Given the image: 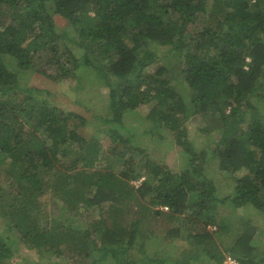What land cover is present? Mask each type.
Segmentation results:
<instances>
[{
	"label": "trees",
	"instance_id": "trees-1",
	"mask_svg": "<svg viewBox=\"0 0 264 264\" xmlns=\"http://www.w3.org/2000/svg\"><path fill=\"white\" fill-rule=\"evenodd\" d=\"M60 21L77 43L65 40ZM161 46L173 58L163 64ZM30 66L64 78L95 69L109 89L110 112L98 118L111 126L113 147L85 136L77 112L20 84L17 70ZM189 107L203 116L205 134L217 133L211 159L234 187L224 198L194 149ZM137 116L141 126L149 122L146 132L174 139L191 168L175 171L147 154L126 123ZM48 193L53 208L43 211ZM247 204L264 214V0H0V264H48L50 255L62 264L199 259L159 254L176 242L206 251L215 264L226 254L263 264L249 229L227 253L217 243L231 226L248 224ZM223 206L243 221L222 216ZM82 220L91 224L77 226ZM153 227H166L169 240Z\"/></svg>",
	"mask_w": 264,
	"mask_h": 264
},
{
	"label": "rangeland",
	"instance_id": "rangeland-1",
	"mask_svg": "<svg viewBox=\"0 0 264 264\" xmlns=\"http://www.w3.org/2000/svg\"><path fill=\"white\" fill-rule=\"evenodd\" d=\"M65 21H60V25L63 28V35L66 41L70 44L77 43V37L73 32V29L70 26H64ZM74 52L79 54L81 51L78 46H74ZM160 53L163 55V59L161 63H165L166 60H172L171 54L169 52V48L165 46L160 47ZM96 61V60H95ZM94 61V62H95ZM13 66H11V69ZM158 68L157 64H154L150 70L155 71ZM19 71V72H18ZM77 71V70H76ZM70 75L67 78L57 76L56 71L49 70L47 73H41L35 66H30L29 68L22 69L19 68L17 72L20 75V84H22L25 88L33 87L34 90H31L34 96L42 101H49L50 104L58 105L59 108L64 109L66 111H74L80 115V118L77 117L78 121H86L84 127V135L90 137L91 135L96 136L101 139L106 147H113L111 144L113 142L112 128L110 125H107L104 121L98 118V116L106 115L107 112H110L109 105V89L108 86L103 82V80L96 75L95 69H85L82 70L81 73L77 72ZM173 83L177 90H179L182 95L189 102L188 91L183 84L181 85L177 78L173 76ZM149 107L144 106L141 111L145 114L148 112ZM150 110V109H149ZM187 120H189V130H190V138L193 142L194 149L196 152L201 155L199 156V160H204L206 163V167L204 168L205 176H208L213 180L216 186V194L220 198H224L229 194H233L232 184L230 182V177L226 175V173L221 172L219 169L218 161L211 159V149L212 145L210 144V135H216V131L212 132V134L208 135L202 130L201 121L204 122L203 116L201 114L194 115L192 112V108L189 107L186 112ZM141 121H146L145 119ZM126 123L129 125H135L137 127L136 136H134L135 142L137 144H141L142 147H145L147 154L156 160H160L161 162H166L175 171L177 170H186L185 168H191V161L187 157L186 154H183L182 148L175 142L174 139H169L166 132L161 130L158 131L156 129L149 130L146 132V128L149 127L148 121L141 126V122L139 120V116H137L136 120H129ZM161 126V125H160ZM103 130V131H102ZM107 131V133H105ZM208 150V151H207ZM136 160L138 159V155L134 156ZM210 159V160H209ZM126 165V164H125ZM127 168L129 165H126ZM126 168V167H125ZM126 168V169H127ZM138 168L142 169L144 172V168L142 165H139ZM51 176V175H50ZM135 183V181H134ZM138 183V182H136ZM50 193L42 198L43 202V211H51L53 208V203L51 201ZM197 197H191V199ZM220 209V207H218ZM167 210V208H164ZM226 206L221 207L220 214L222 216L232 217L233 223L237 224L238 220L243 221V219L236 217L233 214L229 213V210ZM234 216V217H233ZM243 216V215H241ZM229 217V219H230ZM245 219H248V224L239 226H231L228 231H225L219 239H217V243L221 246V249L225 252L227 251L225 247L230 243L231 239L237 236L239 233L243 232V229H249L254 232L255 236L252 239L251 243L255 249L253 250V254L257 259L264 258V214L257 212L251 204L246 205V216ZM224 221H227L224 219ZM82 227L88 226L91 224V221H78L77 224ZM179 224V222H174L169 227H175ZM167 228H151L152 232L156 233L157 238L169 240L165 233ZM212 229H215V226H211ZM159 239V240H160ZM176 241H180L182 237H175ZM180 239V240H179ZM168 250V253H172L174 259H180L183 261H188L189 258L197 256L199 259L191 261L189 264H215V257H212L206 251L200 254L199 248L189 247V245L181 244L179 242L169 243L166 249L164 250V246H161L163 254ZM147 251L150 256H154V249L151 247H147ZM132 253H135L133 251ZM166 254L169 255V254ZM227 253V252H226ZM51 260L48 264H62L60 262V258L56 259L55 256L50 255ZM201 257V258H200ZM264 264V263H263Z\"/></svg>",
	"mask_w": 264,
	"mask_h": 264
},
{
	"label": "built area",
	"instance_id": "built-area-1",
	"mask_svg": "<svg viewBox=\"0 0 264 264\" xmlns=\"http://www.w3.org/2000/svg\"><path fill=\"white\" fill-rule=\"evenodd\" d=\"M138 183H136V185ZM221 264H243V263L239 259H237L236 257L232 256L231 254H226L225 257L223 258V261L221 262Z\"/></svg>",
	"mask_w": 264,
	"mask_h": 264
}]
</instances>
